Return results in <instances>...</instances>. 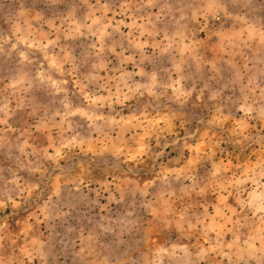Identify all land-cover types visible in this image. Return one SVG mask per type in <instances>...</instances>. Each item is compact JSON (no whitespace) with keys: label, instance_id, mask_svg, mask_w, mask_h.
I'll list each match as a JSON object with an SVG mask.
<instances>
[{"label":"rangeland","instance_id":"374dc122","mask_svg":"<svg viewBox=\"0 0 264 264\" xmlns=\"http://www.w3.org/2000/svg\"><path fill=\"white\" fill-rule=\"evenodd\" d=\"M0 264H264V0H0Z\"/></svg>","mask_w":264,"mask_h":264}]
</instances>
